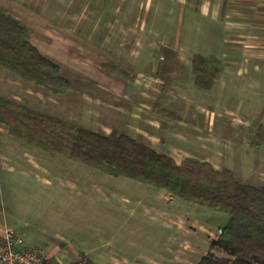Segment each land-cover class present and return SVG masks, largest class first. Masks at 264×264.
<instances>
[{
    "label": "crops",
    "instance_id": "obj_1",
    "mask_svg": "<svg viewBox=\"0 0 264 264\" xmlns=\"http://www.w3.org/2000/svg\"><path fill=\"white\" fill-rule=\"evenodd\" d=\"M81 1L86 13L102 10L91 19L103 26L99 34L63 26L77 0H0V11L26 27L27 40L59 66L70 84L56 96L68 106L57 118L101 135L114 131L177 164L185 159L207 162L214 170H230L240 184L264 187V139L257 144V137H264L259 131L264 128V0ZM142 1L146 9L158 11L125 16L126 5L141 8ZM61 9L64 18L55 16ZM142 25L150 27L142 30ZM163 25L164 30L158 27ZM174 25L183 27L179 32L167 28ZM215 26H225L227 32L217 33ZM6 72L8 81L20 83L23 97L26 90L49 93ZM163 86L168 89L161 109L178 120L153 110ZM5 87L8 100L20 104L16 87ZM55 172L46 175L42 167L37 179L50 183L47 176ZM176 219L184 226H176ZM162 221L171 238L165 253L157 260L122 264H197L216 240L208 223L196 216L167 213ZM193 226L196 235L190 232ZM4 228L9 226L0 185V237ZM57 246L51 243L43 250L56 257Z\"/></svg>",
    "mask_w": 264,
    "mask_h": 264
},
{
    "label": "rangeland",
    "instance_id": "obj_2",
    "mask_svg": "<svg viewBox=\"0 0 264 264\" xmlns=\"http://www.w3.org/2000/svg\"><path fill=\"white\" fill-rule=\"evenodd\" d=\"M77 4L70 15H66L69 17L63 26L72 32L88 35L102 32L103 26L92 24L91 20L99 18L102 10L90 14L85 11L84 1L77 0ZM144 4L142 1L141 8H132L133 3L130 2L125 7V16H134L136 12L138 16H148L154 10L158 11L146 9ZM64 10L55 11V16L64 18ZM48 12L52 17L54 11L49 9ZM32 27L35 35L36 25ZM141 27L148 30L150 26ZM158 27L162 30L166 28L164 25ZM178 27L179 30H175ZM181 27L167 26L173 32H179ZM215 29L217 33L220 29L227 32L225 26H215ZM8 78L11 75L0 69V97L4 99L8 100L10 96V89H6L5 84L11 83L16 87L14 92L20 98V104L22 102V105L40 113L57 118L65 106L68 107L64 99L41 90L38 91L42 93H35L36 89L31 92L26 90L27 95L23 97L20 83H12ZM42 167L46 175L57 171L47 176L50 183L37 179ZM0 185L10 230L16 235L20 234L29 247L44 249L51 243H58L57 262L68 263L78 255L88 257L91 264H96V260H101V264L157 260L165 253L171 240L170 230L162 221L163 215L183 214V218L196 216L208 223L213 236L227 225L229 219L226 215L187 204L166 191L161 193L151 186L113 177L63 156L28 146L11 138L4 127H0ZM180 221L176 219L175 225L182 223L184 226ZM222 225V229H216ZM189 229L193 234L198 232L195 226ZM211 237L206 238L213 241ZM189 240L191 242V238ZM200 249L201 252L205 251L206 246Z\"/></svg>",
    "mask_w": 264,
    "mask_h": 264
},
{
    "label": "trees",
    "instance_id": "obj_3",
    "mask_svg": "<svg viewBox=\"0 0 264 264\" xmlns=\"http://www.w3.org/2000/svg\"><path fill=\"white\" fill-rule=\"evenodd\" d=\"M27 34L26 27L0 11V69L53 95H64L69 82L60 75L59 66L27 40ZM167 89L163 86L153 106L162 116L172 115L161 109ZM0 127L14 140L48 154L228 216L227 225L197 264H264V187L240 184L230 170H214L207 162L185 159L177 164L126 135H100L2 97ZM259 131L264 133V128ZM263 139L258 136L257 144Z\"/></svg>",
    "mask_w": 264,
    "mask_h": 264
},
{
    "label": "built area",
    "instance_id": "obj_4",
    "mask_svg": "<svg viewBox=\"0 0 264 264\" xmlns=\"http://www.w3.org/2000/svg\"><path fill=\"white\" fill-rule=\"evenodd\" d=\"M218 230L215 239L221 234ZM57 256L49 252L26 245L20 235L4 228L0 237V264H91L85 255L76 256L71 262H57Z\"/></svg>",
    "mask_w": 264,
    "mask_h": 264
}]
</instances>
